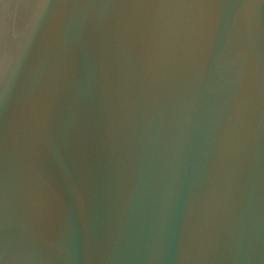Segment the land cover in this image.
I'll return each mask as SVG.
<instances>
[{"label":"water","instance_id":"95a60500","mask_svg":"<svg viewBox=\"0 0 264 264\" xmlns=\"http://www.w3.org/2000/svg\"><path fill=\"white\" fill-rule=\"evenodd\" d=\"M0 264H264V0H0Z\"/></svg>","mask_w":264,"mask_h":264}]
</instances>
